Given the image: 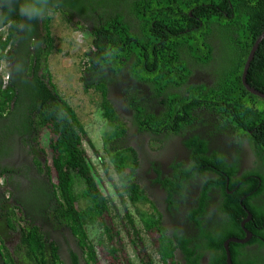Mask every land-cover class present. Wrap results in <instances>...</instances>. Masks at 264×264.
I'll return each mask as SVG.
<instances>
[{
    "label": "flooded vegetation",
    "instance_id": "obj_1",
    "mask_svg": "<svg viewBox=\"0 0 264 264\" xmlns=\"http://www.w3.org/2000/svg\"><path fill=\"white\" fill-rule=\"evenodd\" d=\"M128 4L127 0L117 1L124 21L130 19ZM114 8V5L105 4L102 7L95 4L94 11H75L71 21L67 22L78 29L79 26L87 27L86 30L93 34L94 30L107 25ZM16 13H20L23 19L19 23L17 43L10 47L9 59L4 60L7 64V84L15 86L17 94L24 92L22 98H31L26 104L37 108L35 96L45 95V99L49 100L48 93H37V89L43 91L42 87H38L40 81H44L49 93L56 97L45 68L48 65L44 44L47 32L42 19L38 21L32 17V20L28 13ZM41 17H45V12ZM1 29L9 33L11 24ZM263 35L264 32L258 40ZM96 39L104 42L103 33L96 35L95 42ZM259 49L260 46L257 51ZM110 58L113 59L112 55ZM185 58L189 61L187 56ZM89 66L90 63L85 60L84 80L99 95L101 110L105 120L109 121L110 134L103 136L105 152L115 154L127 148L134 156L131 160L133 168L123 172L117 171L109 158L110 162L99 158L103 176L113 174L111 190H102L101 180L97 178L100 191L112 201L115 196L118 203L125 207L123 209L135 218L138 208L144 211L153 224L151 229L144 230L136 222L140 236L132 232V250H139L138 244L134 245L139 237V243L149 237L150 243L156 245L154 257H157L155 251L161 247L160 242L164 244L161 240L164 234L174 243L173 258L167 264H264V190L260 193L255 190L256 195L246 192L253 181L264 183V151L262 158L256 155L260 152L256 151L257 137H254V148H251L249 138L237 137L235 125L218 112L224 111L226 103L214 100L195 102L189 94L181 92V88H169V93L193 100L180 107L183 112L190 109V115L195 120L190 121L189 115L184 112L183 115H176L175 123L173 119L167 124L168 109L173 108L166 103L171 99L167 98L168 95L159 96L158 91L148 83L135 77L127 64H123L118 71L109 64L97 63L95 71L91 72L88 71ZM214 67L211 64L208 69L193 70L188 83L213 86L216 80L210 71ZM1 68L2 65V79ZM241 80L243 83V75ZM102 84L106 85V89ZM247 84L264 93L248 83V75ZM19 102L21 115L24 108L21 100ZM177 106L174 103L175 110ZM247 106L254 107V104L250 101ZM12 107V110L15 109ZM106 107L113 109V116L106 115ZM257 107L261 109L259 105ZM155 124H159L156 131ZM117 127L121 128L112 133ZM263 132L264 123L261 120L252 133L262 137ZM52 138L49 130L38 122L16 120L14 117L10 120L0 118V148L4 150L3 154L0 153V166L9 168L0 175V238L3 241H0V264L7 261L3 246L8 249L13 264H86L81 237L66 224L63 214L66 206L63 207L56 186L59 163L55 160L59 153L52 144L58 138ZM83 147L82 143V151L97 171L93 165L96 159L91 161ZM221 156H224L227 167ZM235 170V175H232ZM252 171L255 176H248ZM236 179L239 183L234 185ZM110 191L114 196H110ZM238 191L241 192L238 195L242 196L238 208L233 209L230 198ZM204 194L206 200L203 204L206 205L202 206ZM138 195L147 197L149 201L140 203ZM246 198H250L248 206L253 213L244 203ZM197 213L198 216L195 215ZM27 225L38 229L34 246L23 242ZM154 225L161 230L156 231ZM31 232L33 235V229Z\"/></svg>",
    "mask_w": 264,
    "mask_h": 264
},
{
    "label": "trees",
    "instance_id": "obj_2",
    "mask_svg": "<svg viewBox=\"0 0 264 264\" xmlns=\"http://www.w3.org/2000/svg\"><path fill=\"white\" fill-rule=\"evenodd\" d=\"M117 1L119 0H0V29L11 24L9 33H0V67L4 60L9 59L8 51L17 43L20 34L19 23L23 16L16 12L28 13L32 20L33 18L38 21L43 20L47 32L44 42L47 47L45 53L49 62L55 49V42L50 36L55 15L60 14L70 22L75 11L91 9L92 12L95 4H101L102 7L105 4L114 5L115 8L109 16L107 25L103 29L93 31L94 50L85 54V60L91 65L88 71H95L97 63L109 64L115 71L120 70L123 64H127L135 77L148 83L158 91L159 96L168 95L167 98L171 99L172 103H166V106L170 104L173 108L168 109L169 116L165 118L167 124H170L178 113L183 115L184 112L189 115L190 121L195 120L190 115V109L184 112L181 110L180 106L185 103L193 100L224 102L226 103L224 111L218 112L235 125L237 137L249 138L251 148H254V137H257L256 151L260 152L256 155L262 158L264 132L262 137H258L252 131L259 121L262 120L264 123V100L250 94L244 87L241 77L255 42L264 32V0H127L130 19L125 21L117 8ZM43 12H45L44 18L41 17ZM14 15L16 18L13 17ZM79 28L86 30L87 27L79 26ZM102 33L104 42H99L97 39L95 42L96 35ZM186 56L189 61L186 60ZM211 64L216 67V70L214 67L210 71L216 80L213 86L209 87L205 83H188L193 70L208 69ZM45 68L51 82L49 63ZM2 80L3 77L2 79L0 77V118L10 120L14 117L16 120L21 118L28 122H38L49 130L53 136L52 140L58 138L57 142L52 143L59 153L58 159L55 160L59 163L56 186L62 205L66 206L63 213L66 224L81 237L85 250V263L102 264L104 260H108V264H133L128 257L124 237L130 240L133 236L132 232L140 236L135 227L136 222H139L144 230L151 229L153 224L149 216L139 208L136 210V218L131 216L127 209L124 216L117 211L114 213L110 211L112 200L104 197L100 191L96 171L82 151L84 129L74 108L60 97L52 82L56 97L49 93L45 82L39 80L40 84L37 85L42 87L43 91L37 89V93H48L49 100L45 99V95L35 96L34 102L37 103V108H33L26 104L31 98H22L24 92L17 94L15 86L9 83L5 85ZM248 83L264 92V40L250 65ZM92 86L95 87V84ZM101 86L106 89V85ZM169 88H181V92L185 95L189 94L190 98L194 99L189 100L171 92L170 94ZM14 100L17 102L14 103ZM20 100L24 108L21 115H19ZM250 101L254 107L247 106ZM174 103L178 105L176 110ZM12 105L15 107L13 110ZM258 105L261 109H258ZM106 110L108 117L114 115L112 108L106 107ZM35 112L38 114L35 115ZM181 115L178 117L179 122L182 120ZM176 120L174 119V123ZM159 124H155L154 131L159 129ZM120 128H115L112 133ZM3 151V148H0L1 154L4 153ZM130 152L129 149L123 148L120 153L113 154L108 151L107 155L111 163L116 166V170L123 172L127 168H133L134 163L131 160L134 156ZM223 157L221 156L220 159L227 167L228 164ZM0 170H2L1 175L9 168L0 166ZM236 171H232V175H235ZM255 174L252 171L248 176ZM238 183L239 180L236 179L234 185ZM255 190L262 192L264 183L259 184L255 180L246 192L255 193ZM240 193L238 191L230 198L233 209L238 208V201L242 196L238 195ZM138 199L140 203L149 201L142 195H138ZM249 199L246 198L244 203L251 211L248 206ZM205 200L204 194L202 206L206 205L203 204ZM195 215L198 216V213ZM119 225L121 228L118 227ZM89 226L101 230L98 238L89 237ZM153 228L156 231L161 230L157 225ZM32 229L33 235H31ZM37 231L36 226L27 225L23 242L32 243L34 246L38 236ZM161 240L164 244L160 242L161 247L155 251L156 256L159 257L157 258L144 244L145 239L141 243L138 242L141 241L139 237L134 244H138L137 247L140 249L137 250L139 256L137 260L141 264H167L168 260L173 258L174 243L164 234ZM0 241L3 243L1 238ZM3 249L6 251V264H13L8 249L5 246Z\"/></svg>",
    "mask_w": 264,
    "mask_h": 264
},
{
    "label": "rangeland",
    "instance_id": "obj_3",
    "mask_svg": "<svg viewBox=\"0 0 264 264\" xmlns=\"http://www.w3.org/2000/svg\"><path fill=\"white\" fill-rule=\"evenodd\" d=\"M51 33L55 42L54 53L48 62L51 82L56 87L60 97L74 108L83 126V149L90 156L91 161L96 159L93 165L97 170L95 172L97 178L99 177L101 180L102 190H111L110 180H112L113 174H109V179L107 178L108 176L104 177L103 167L98 162L100 161L99 158L109 162L103 141L104 134H110L109 121L105 120V116L101 110L99 95L84 80L83 63H85V54L94 50L93 36L90 34V31L78 29L67 22L60 14L55 15L53 18ZM6 72L7 65L3 64L1 74L3 75ZM104 178L107 179L105 180ZM110 192L112 194V191ZM30 199L33 203V198L30 197ZM113 199L110 211L113 213L117 211L124 216L125 209L123 208L125 207L118 203L119 200L115 196ZM118 227L121 228L120 225ZM88 233L90 238L96 239L100 236L101 230L92 226L88 230ZM145 241L147 242L146 246L149 248V251L154 253L156 245L150 243L149 237H146ZM124 243L125 248L128 246L126 251L129 254L131 262L133 264H141L136 259L138 253L132 250L130 240L124 237ZM108 262V260H104L102 264H108Z\"/></svg>",
    "mask_w": 264,
    "mask_h": 264
},
{
    "label": "water",
    "instance_id": "obj_4",
    "mask_svg": "<svg viewBox=\"0 0 264 264\" xmlns=\"http://www.w3.org/2000/svg\"><path fill=\"white\" fill-rule=\"evenodd\" d=\"M263 40H264V35H263V37L260 40H257V44L254 46L253 51H252V53L250 54V56L248 58L247 64H246L245 69H244L243 83L254 95L264 99V93H261V92L255 90V89H253L252 87H250L247 84V75H248V71L250 69L251 62H252V60H253L256 52H257L258 47L260 46L261 42H263Z\"/></svg>",
    "mask_w": 264,
    "mask_h": 264
},
{
    "label": "built area",
    "instance_id": "obj_5",
    "mask_svg": "<svg viewBox=\"0 0 264 264\" xmlns=\"http://www.w3.org/2000/svg\"><path fill=\"white\" fill-rule=\"evenodd\" d=\"M1 34H6V31L4 29H1L0 31ZM6 64L5 61L2 62L1 65ZM7 65V64H6ZM6 75V76H5ZM3 80H4V84L7 85L8 82V73L6 72L5 74H3Z\"/></svg>",
    "mask_w": 264,
    "mask_h": 264
}]
</instances>
